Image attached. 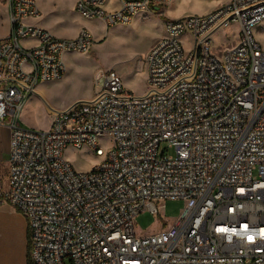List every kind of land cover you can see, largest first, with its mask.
<instances>
[{"label":"built area","instance_id":"2783aa9c","mask_svg":"<svg viewBox=\"0 0 264 264\" xmlns=\"http://www.w3.org/2000/svg\"><path fill=\"white\" fill-rule=\"evenodd\" d=\"M171 1L77 0L75 9L109 29L142 12L164 15ZM3 3L0 124L11 138L0 205L26 218L30 264H264V0L166 20L145 58L144 95L126 90L115 70L101 71L95 98L53 111L48 130L23 126L22 113L93 36L58 38L31 22L42 15L35 0ZM234 25L237 39L215 51L213 33ZM69 147L102 161L77 172ZM169 200L186 202L180 217L138 235L136 218L158 215Z\"/></svg>","mask_w":264,"mask_h":264},{"label":"rangeland","instance_id":"374dc122","mask_svg":"<svg viewBox=\"0 0 264 264\" xmlns=\"http://www.w3.org/2000/svg\"><path fill=\"white\" fill-rule=\"evenodd\" d=\"M44 19L58 38H75L82 30L93 36V44L84 53L67 54V75L63 80L41 86L42 91L34 94L21 116V124L35 130H48L53 120V111L63 110L79 101L92 100L97 91V75L101 71L115 70L121 77L126 90L136 96L144 95L149 89L145 58L153 45L162 37L166 20L204 15L217 9L226 0H175L164 9V15H142L127 25L107 29L100 20H89L75 9L76 0H35ZM0 0V35L9 33V17ZM78 33V34H77ZM239 34L237 25L216 31L212 35L214 50L225 49ZM258 38L263 42L262 34ZM190 44L186 43L189 48ZM113 138L106 134L101 146L108 149ZM65 156L77 172L86 173L102 161L89 148L69 147ZM158 215L141 213L135 222L138 235L149 236L169 228L186 208L184 200L166 201L158 204Z\"/></svg>","mask_w":264,"mask_h":264},{"label":"crops","instance_id":"0c3cea01","mask_svg":"<svg viewBox=\"0 0 264 264\" xmlns=\"http://www.w3.org/2000/svg\"><path fill=\"white\" fill-rule=\"evenodd\" d=\"M174 1L175 0H172L169 5L173 4ZM6 12H7V8H6ZM148 14H152V13L150 12L139 13L138 15H136L133 21L137 20L139 16L142 15L146 16ZM6 18L8 20V12L6 13ZM31 22L46 30H49L56 36V34L51 30V27L46 23L44 19L39 18ZM163 34L164 31L162 33V36ZM4 36L5 34H1L0 38H3ZM61 37L66 38L65 36H61ZM67 73L68 72L66 70V74L61 80L65 78ZM48 83H52V82H46L40 84L36 88L35 94H37L39 91H42L41 86H44ZM32 97L30 98V100L32 99ZM10 138H11L10 129L7 126L0 124V184H5L8 177V170H9L8 158H9ZM0 264H30L27 220L13 206L7 203L0 205Z\"/></svg>","mask_w":264,"mask_h":264}]
</instances>
